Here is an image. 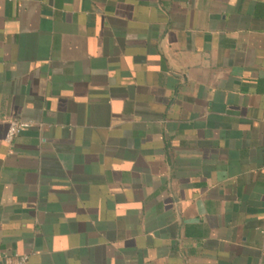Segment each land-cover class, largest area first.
<instances>
[{"label":"crops","instance_id":"crops-1","mask_svg":"<svg viewBox=\"0 0 264 264\" xmlns=\"http://www.w3.org/2000/svg\"><path fill=\"white\" fill-rule=\"evenodd\" d=\"M21 254L264 264V0H0V264Z\"/></svg>","mask_w":264,"mask_h":264},{"label":"built area","instance_id":"built-area-1","mask_svg":"<svg viewBox=\"0 0 264 264\" xmlns=\"http://www.w3.org/2000/svg\"><path fill=\"white\" fill-rule=\"evenodd\" d=\"M31 126L32 124L30 122L11 119L9 121V127L6 134L7 141H12L19 133L30 128ZM28 258L29 257L27 254L16 255L15 257L8 259L1 264H26Z\"/></svg>","mask_w":264,"mask_h":264}]
</instances>
